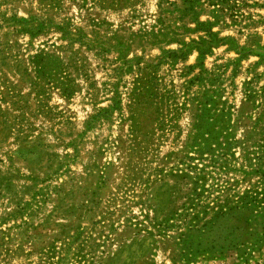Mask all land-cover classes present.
Here are the masks:
<instances>
[{
  "label": "rangeland",
  "instance_id": "obj_1",
  "mask_svg": "<svg viewBox=\"0 0 264 264\" xmlns=\"http://www.w3.org/2000/svg\"><path fill=\"white\" fill-rule=\"evenodd\" d=\"M0 264H264V0H0Z\"/></svg>",
  "mask_w": 264,
  "mask_h": 264
}]
</instances>
